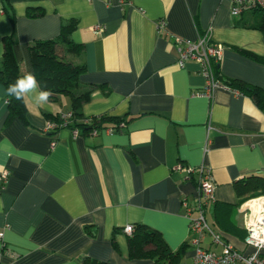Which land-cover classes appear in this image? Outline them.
<instances>
[{
  "label": "crops",
  "instance_id": "1",
  "mask_svg": "<svg viewBox=\"0 0 264 264\" xmlns=\"http://www.w3.org/2000/svg\"><path fill=\"white\" fill-rule=\"evenodd\" d=\"M5 3L0 0V57L4 38L11 36L23 75L33 73L29 44L58 36L62 21L75 18L72 39L83 46L86 65L79 80L106 88L92 93L83 115L123 119L125 125L108 133L116 121L107 118L96 135H75L69 126L44 132L47 115L70 110V98L40 107L25 97L26 120L9 119L0 82V173L8 171L0 189L3 261L155 264L129 255L131 234L124 227L145 224L179 251L174 264H192L183 200L195 202L198 174L175 166L211 169L215 188L207 218L213 223L216 203L238 201L236 181L264 177V110L237 89L202 94L199 65L192 59L178 64L174 37L196 40L210 31L224 46L219 72L264 89V63L241 52L264 56V33L244 24L252 13L234 16L229 0H8L12 19ZM29 7L42 14L29 16ZM161 18L170 34L159 32ZM96 25L105 28L97 31ZM244 203L232 217L242 235L213 228L251 253L244 242ZM203 242L221 248L208 237Z\"/></svg>",
  "mask_w": 264,
  "mask_h": 264
},
{
  "label": "trees",
  "instance_id": "2",
  "mask_svg": "<svg viewBox=\"0 0 264 264\" xmlns=\"http://www.w3.org/2000/svg\"><path fill=\"white\" fill-rule=\"evenodd\" d=\"M4 9L13 19V13L5 0ZM251 17L244 24L261 30L264 33V8H256L251 12ZM29 16H37L42 11L29 7ZM77 27L75 18L64 19L61 24V32L58 36L50 39L35 40L29 44V53L32 63L33 73L39 81L42 89L50 91L49 101L57 102L62 96L70 98L72 119L68 126L78 128L82 134L90 133L95 127L103 126V121L112 118L116 121L114 127H120L123 119L99 116L94 118L91 123L84 122L82 107L87 102L92 93L97 89L106 90L105 85L83 83L79 76L86 71L83 59V46L77 44L72 39V32ZM204 33V32H203ZM4 52L0 57V82L7 89L18 77L23 75L14 53V39L11 36L5 37ZM245 55L264 63V56L257 55L248 50L241 49ZM215 71L219 77L231 88L237 89L251 96L257 105L264 110V89L260 86L248 83L240 79L229 80L219 72V64H215ZM9 115L8 118L20 117L26 120L27 109L25 100H18L8 96ZM49 120L60 121V113L48 114ZM125 123V122H124ZM235 188L239 194V199L235 204L216 203L214 205L213 223L215 228L225 231L244 232L237 229L233 223V212L250 198L264 195V177L253 175L247 180L236 181ZM214 228V229H215ZM216 230V229H215ZM246 235V234H245ZM244 235V236H245ZM129 255L131 257H150L155 264H174L179 251H171L160 233L148 225L138 224L129 238ZM84 259H87L85 257ZM88 264H108L97 259L86 260Z\"/></svg>",
  "mask_w": 264,
  "mask_h": 264
},
{
  "label": "built area",
  "instance_id": "3",
  "mask_svg": "<svg viewBox=\"0 0 264 264\" xmlns=\"http://www.w3.org/2000/svg\"><path fill=\"white\" fill-rule=\"evenodd\" d=\"M231 3V13L234 16L243 14L246 11H252L256 8H264V0H229ZM160 33L170 34L166 28V19L161 18L157 22ZM97 31H103L105 27L96 25ZM179 53L178 64L183 67L189 59L196 61L200 72L205 78L202 94L211 96L217 88L233 90L225 83L215 71V64H219L224 46L215 42L210 31H205L198 36L196 40H190L180 37H174ZM238 92V90H237ZM60 121L48 120L44 127V132H53L60 127L68 126L72 119L70 110L61 111ZM97 117H85V123H91ZM125 123L121 122L120 127ZM75 135H80L78 128H72ZM108 133L115 132V127L106 129ZM100 127L93 128L90 133L98 134ZM54 144V142H53ZM176 170L186 172L188 175L198 174V195L194 203L188 199L183 200L185 214L189 218L191 231V245L194 247L195 254L192 264H264L262 250L264 249V195L247 200L242 210L244 212V227L246 236L244 242L246 245L254 248L251 253H246L234 247L231 243L223 239L222 233L215 230L207 218V208L209 202L214 200L215 181L211 169L204 165L195 167L179 162L175 166ZM8 180V171L0 173V189H2ZM134 226L128 224L124 227L127 234H132ZM3 231L0 229V241L3 239ZM208 237L211 244L219 245V251L204 246V239ZM3 253L0 251V264H6L3 259Z\"/></svg>",
  "mask_w": 264,
  "mask_h": 264
},
{
  "label": "clouds",
  "instance_id": "4",
  "mask_svg": "<svg viewBox=\"0 0 264 264\" xmlns=\"http://www.w3.org/2000/svg\"><path fill=\"white\" fill-rule=\"evenodd\" d=\"M8 96L22 100L29 98L35 105L43 107L47 104L51 95L50 91L42 89L39 81L32 72H26L18 77L13 83L9 84L6 89Z\"/></svg>",
  "mask_w": 264,
  "mask_h": 264
},
{
  "label": "rangeland",
  "instance_id": "5",
  "mask_svg": "<svg viewBox=\"0 0 264 264\" xmlns=\"http://www.w3.org/2000/svg\"><path fill=\"white\" fill-rule=\"evenodd\" d=\"M251 12H252V11H248L247 14H248V13H251Z\"/></svg>",
  "mask_w": 264,
  "mask_h": 264
}]
</instances>
